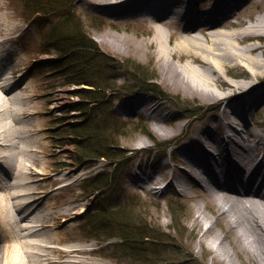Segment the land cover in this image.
<instances>
[{"label": "rangeland", "instance_id": "374dc122", "mask_svg": "<svg viewBox=\"0 0 264 264\" xmlns=\"http://www.w3.org/2000/svg\"><path fill=\"white\" fill-rule=\"evenodd\" d=\"M36 1L0 0V22H11L7 26L10 28L7 34L10 38L3 44L11 43L17 49L16 54L10 49L16 59L6 55L10 59L7 65L14 70V75L24 71L22 77L32 80L30 86L22 83L19 90L21 95L26 96L24 107L29 108L26 110L29 118L23 116L21 121L31 124L27 132L31 148L26 155L32 168L24 173L36 180V186L31 189L37 192L31 193L29 198L39 200L37 210L40 213L45 214L50 208L52 212L49 215H56L54 219L45 218V224L50 225L41 229L43 232L39 237L45 240L39 241L37 246L31 248L27 246L28 241L17 238L24 242L19 248L24 264H36V261L39 264H138L129 256L123 257L125 251H113V245L121 241L114 231L107 236H103L101 231L98 236L84 234L86 228L92 226L86 219L89 210H95L100 205L109 211L120 209L130 201L128 197L131 195H138L139 202L145 203L141 208L142 219L149 226L161 230L165 234V244H169L171 247L168 248L176 252L172 257L162 255L165 263L161 264H260L258 258L247 249H235V237H224L225 221H215L219 214L218 206L213 202L214 199L207 202L205 197L208 195L201 196L205 192L199 180L200 175L195 168L188 167L181 156L182 149L198 126L205 129L207 139L214 138L217 132L220 135L219 129L225 119L221 109L227 99L212 100L207 93H200L182 82L177 72L188 67L206 69V74L211 75L209 87L216 93L237 91L236 94H239L232 102L237 111L233 113L238 114H230V120L234 121L232 123L238 128H264V0H240L237 6L231 7L232 14L224 18L215 17L214 21H220L219 24L201 25V32L206 35L210 27L227 32L243 30L257 18H263L258 33L251 32L239 44L257 46L252 54L260 59L258 73L253 75L241 63L225 62L224 66L216 69L217 83L212 80L214 74H210L208 68L202 65L201 55L195 50L197 46L189 43L186 48L176 47L183 35L186 36L181 25L188 19H179L172 26L163 27L162 21L155 16H114L101 10L98 0L74 2L77 13L81 14L83 29L102 53L124 64L128 63V67L135 64L148 66L151 74H155L151 82L126 71L116 74V81L121 86L112 91V102L115 104L114 115L121 124L113 135L114 143L124 150V155L112 160L95 155L78 158L77 147L71 142L73 137L64 129L68 122L83 117L82 114L73 113L71 107L83 99L72 89L83 85L63 84L61 78L48 73V63L43 61L58 57L50 44L45 45L47 51L39 50L36 53V49L43 46V41L41 26L32 23V19L40 18V15L35 12L31 15L30 10H26L28 3ZM210 2L212 0H190L189 3L202 10ZM2 31L5 33V29ZM189 32L202 35L198 30ZM201 38L205 42L204 35ZM167 43L170 51L161 52L160 45L166 47ZM18 56L26 60L16 64ZM235 83L247 86L238 90L233 86ZM138 88L141 90L133 92ZM141 118L147 123L151 137L140 133L139 124L143 125ZM240 134L241 142H247L244 133ZM12 152L10 169L16 170L19 164L16 152ZM36 168L43 169L44 174H38L34 170ZM4 169L10 170L6 166ZM99 173L110 175L107 180L103 178L102 183L107 182L105 185L93 191L83 182L86 178L96 179L93 176ZM151 173L158 177L161 176L158 173L168 176L165 180L151 182ZM10 199L16 201L14 195ZM173 202L182 207L177 221H173L169 211L170 203ZM87 205L89 210L79 212ZM200 206L208 218L201 219L198 211ZM65 208H68L67 214L62 213ZM113 221L110 218L108 226ZM84 222H88V226L82 228ZM209 228L211 231L206 233ZM218 235L223 239V246L218 244ZM7 239L8 234L0 233V247L12 253V244L8 248L5 246ZM70 244H77L79 248L68 251L67 255L63 247ZM133 246L137 247L136 244ZM149 248L145 247L146 250Z\"/></svg>", "mask_w": 264, "mask_h": 264}, {"label": "bare ground", "instance_id": "6f19581e", "mask_svg": "<svg viewBox=\"0 0 264 264\" xmlns=\"http://www.w3.org/2000/svg\"><path fill=\"white\" fill-rule=\"evenodd\" d=\"M189 2L190 0H98L101 10L114 16L151 15L159 18L163 27L172 26L176 20H182L187 14L193 13L181 25L186 36L183 35L184 37L176 43L177 48H186L189 43L197 46L198 49L195 50L201 55L202 65L208 68L210 74H214L212 80L215 83H217L216 69L224 66L225 62L241 63L247 66L253 75L258 73L256 71L261 68L260 59L252 54L257 46L239 44L251 32L258 33L263 18H257L253 24L245 26L243 30L227 32L210 27L205 35L201 32V25L219 24L220 21L214 20L218 16L224 18L232 14L231 7L237 6L240 0H218L203 10H198V7L190 5ZM200 15L203 19L197 18ZM0 24V75L4 74V77H0V233L8 234L6 247L12 244V253L0 247V264H24L19 249L24 242L18 241L17 238L22 237L28 241L27 246L31 248L37 246L39 241L45 240L39 237L43 232L41 229L50 225L45 224V218L54 219L56 215H49L52 212L50 208L45 214L40 213L37 210L39 200L29 198L31 193L37 192L31 189L36 186V180L30 179V175L24 173L32 168L26 155L27 150L30 151L31 148L27 136L31 124L28 121H21L23 116L28 117L26 110L29 108L24 107L26 96L21 95L19 90L22 83L30 86L32 80L22 77L24 71L16 72L18 75H14V70L5 64L6 58H9L7 56L14 58L12 51L16 54L17 49L11 43L3 44L10 38L7 34L11 22L4 23L1 20ZM189 30L193 32L198 30L204 35L205 42L201 40L202 35L188 34ZM167 47L168 43L166 47L161 44V52L168 53L171 48L167 49ZM38 52L39 48L36 49V53ZM18 57L16 64L26 60L25 57ZM177 74L181 76L182 82L191 88H196L200 93H207L212 100L227 99L226 105L221 109L225 119L222 120V127L219 129L220 135L217 132L214 138L207 139L205 129L198 126L195 134L182 149L181 156L187 162V166L195 168L200 175L199 180L205 192L201 196L208 195L205 197L207 202L214 199L213 202L218 206L219 214L215 221H225L224 237H235V249H247L258 258L260 264H264V128L256 130L245 126L238 128L232 123L234 121L230 120V114L238 115L233 113L237 111L232 106V102L239 94H236L237 91L216 93L209 87L211 75L206 74V69L188 67L179 70ZM233 86L241 90L247 84L235 83ZM77 113L83 114L82 110H77ZM240 131L246 136L247 142L242 143L239 139ZM12 151L16 152V160L20 167L16 170L10 169ZM5 166L6 169H10L9 172L4 169ZM34 170L38 174H44L43 169ZM158 174L161 176L151 173V182L167 179V174ZM13 195L16 197L14 202L9 200ZM198 208L201 219L208 218L205 210L201 206ZM67 210L68 208H65L62 213L67 214ZM81 211L82 209L79 212ZM210 229L206 233L210 232ZM216 239H219L218 244L223 246V239L221 240L219 235ZM76 246L77 244L65 245L63 250L67 251L68 255V251L79 248ZM216 255L220 256L219 253ZM39 263L36 261V264Z\"/></svg>", "mask_w": 264, "mask_h": 264}, {"label": "trees", "instance_id": "16d2710c", "mask_svg": "<svg viewBox=\"0 0 264 264\" xmlns=\"http://www.w3.org/2000/svg\"><path fill=\"white\" fill-rule=\"evenodd\" d=\"M76 0H38L33 4H27L26 10L38 13L40 18L35 21L39 27L43 46L40 51H47L45 45L50 44L57 56L53 60L43 61L48 63L47 67L52 75L62 79V83L85 84L90 87H82L76 92L83 97L75 102L74 109L82 110L83 117L79 121L65 125L64 129L70 132L73 139L71 142L77 147V156L82 158L87 155L103 156L109 160L124 155V150L114 143V133L119 130L116 116L114 115V104L111 93L121 85L116 81L118 72L131 73L133 76L142 78L144 81L153 80L155 74H151L148 66L140 64L129 65L117 61L115 58L102 53L91 36L85 31L81 24V15L74 7ZM85 16L90 14L84 13ZM97 21V20H94ZM92 26V25H91ZM45 29V30H44ZM119 75V74H117ZM138 90V89H135ZM139 90H141L139 88ZM143 125L140 126V133L151 137L147 129V123L140 119ZM70 139V138H69ZM68 139V140H69ZM110 174L99 173L93 178L84 179V184L96 190L97 187L105 185L102 180H107ZM102 183V184H101ZM131 198V199H130ZM128 203L120 209L107 210L104 206L91 209L86 214L88 222L82 224V228L87 227L84 232L87 236H98L100 231L104 235H110L114 231L119 235L121 241L113 245L114 250L125 251L124 256H129L138 264H161L165 263L162 255L174 256L165 244L163 232L155 227H151L142 219L143 205L139 202L138 195H131ZM138 209L135 212V209ZM181 206L170 203L169 211L173 221H177L180 215ZM93 210V211H92ZM113 222L108 226L109 219ZM135 243L137 247L130 245ZM170 243V242H168ZM145 247H151L146 250ZM114 253V252H112ZM121 255V254H120ZM168 260V259H167Z\"/></svg>", "mask_w": 264, "mask_h": 264}]
</instances>
